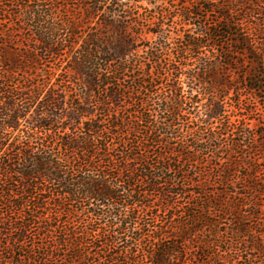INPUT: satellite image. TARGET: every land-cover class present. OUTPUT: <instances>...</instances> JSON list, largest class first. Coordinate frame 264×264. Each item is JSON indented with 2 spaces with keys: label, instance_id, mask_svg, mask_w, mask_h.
Wrapping results in <instances>:
<instances>
[{
  "label": "trees",
  "instance_id": "trees-1",
  "mask_svg": "<svg viewBox=\"0 0 264 264\" xmlns=\"http://www.w3.org/2000/svg\"><path fill=\"white\" fill-rule=\"evenodd\" d=\"M47 1L21 6L32 42L0 30V264H264V132L255 148L241 109L225 114V98L264 105L255 4L184 1L189 36L160 94L159 54L138 58L137 0ZM212 160L217 184L196 173Z\"/></svg>",
  "mask_w": 264,
  "mask_h": 264
},
{
  "label": "rangeland",
  "instance_id": "rangeland-1",
  "mask_svg": "<svg viewBox=\"0 0 264 264\" xmlns=\"http://www.w3.org/2000/svg\"><path fill=\"white\" fill-rule=\"evenodd\" d=\"M44 1V0H20L19 2L17 0H0V22L2 21V25H0V30L3 28L5 31H10L11 29H14L15 31H18L15 34L16 40L20 43H26V41H31L34 38V31H35V23L27 22L24 18V11L22 10V5H36V3ZM47 1V0H46ZM138 2L135 3L136 6L133 7V26L131 27L132 31L134 33H138L141 35L140 40L137 42V52H138V58L141 60V62L144 64L148 61V53L153 54H159L158 57H160L157 66L155 64L150 66V70L152 72L153 77L160 76L162 77L163 81L161 82V86H159L157 92L160 94H163L167 88L166 85L168 83L169 74L168 69L170 67L169 60L171 61H179L178 60V52L185 49L186 45V37L189 36L188 33H185L182 29V18L181 13L183 11L184 1L182 3H177L175 0H137ZM237 0H221L220 3L223 5H231L229 3H233V5L236 3ZM255 6L254 8L255 14L251 15L248 14L247 17L250 18L254 23L257 25H260L263 22L262 12L261 9L256 6L261 3V0H251ZM48 2V1H47ZM57 4L61 5L65 8H77L81 3H83V0H56ZM163 3V5H161ZM49 4V2H48ZM250 6H247L249 8ZM261 7L264 8L263 5ZM59 8V7H58ZM169 10L171 14L170 19L164 20L165 25L160 30L159 35H155V23H160V17H161V11L163 9ZM60 10V9H59ZM218 11V10H217ZM237 11H240L243 15L247 13L246 9L241 7L240 9L237 8ZM203 14L202 12L200 13ZM237 19H242V17L239 15L236 17ZM5 21V22H4ZM205 19L200 18V20L196 21V24L203 23ZM217 21V15H214L213 18L210 19V23H213ZM200 29L196 27L193 31L194 34H199ZM187 35V36H186ZM4 38H0L3 40ZM161 41H164L165 44H167L166 48H160ZM264 43V38L261 40ZM205 52V51H204ZM203 55V54H202ZM186 58L189 61L190 65L196 66L198 63L194 62L195 60H192L193 57L188 53L185 54ZM216 64L220 67L221 65V58L220 54L217 53L216 57ZM192 60V61H191ZM45 67V65H41ZM148 79V78H147ZM131 82L125 83L126 87L131 86ZM139 89L137 87H134L133 92H137ZM141 91V90H140ZM142 92V91H141ZM146 93H142V97H145ZM234 99V98H233ZM238 100V97H235L234 101L230 100V98H225V114L226 115H232L233 111L238 112L239 109H241L239 114L240 120L244 119L241 123L242 128L248 129L251 132H254V145L255 148H258L263 138L260 136L261 133L264 132V105L262 101L256 100V98L249 97L248 100H242L239 103H236ZM236 118L233 117V120ZM231 141V139H228L226 142V145H223V149H226L227 144ZM158 151L162 152V149H158ZM256 157L261 161L258 163V171L259 178L264 180V154L257 152ZM226 157V155L224 156ZM223 163V162H222ZM221 162H218L217 160H212L210 165L204 164L202 166L198 167V170L196 173L201 174L205 173L206 175H209L210 183L211 184H217L219 181V175L222 171V169L225 167V165H221ZM217 165H220L219 167ZM183 171L186 173H190L191 176L196 177L197 174L195 172L191 171L190 165H179ZM198 180V179H197ZM155 201L158 200L157 197L154 196ZM264 229V228H263Z\"/></svg>",
  "mask_w": 264,
  "mask_h": 264
}]
</instances>
